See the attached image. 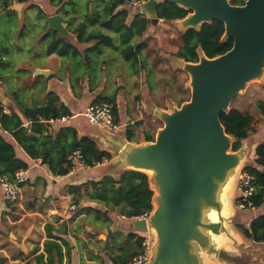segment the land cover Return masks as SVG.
Listing matches in <instances>:
<instances>
[{
    "label": "water",
    "instance_id": "1",
    "mask_svg": "<svg viewBox=\"0 0 264 264\" xmlns=\"http://www.w3.org/2000/svg\"><path fill=\"white\" fill-rule=\"evenodd\" d=\"M166 1L188 10L171 21L179 32L216 20L223 23L221 40L232 39L231 48L207 57L197 47L195 62L171 56L174 66L188 74L190 95L168 109L148 104V112L162 122L152 140L129 141L124 129L107 131L86 119L102 130L84 136L111 154L103 172L136 170L148 178L153 192L149 216L130 223L134 232L151 236L146 264H241L243 256L260 263L262 249L236 227L237 181L251 163L254 139L249 136L232 150L235 139L226 133L219 114L229 112L231 101L250 82L264 78V0H146L137 10L154 24L158 5ZM47 22L68 34L58 14L48 16ZM36 74L47 77L50 72ZM3 92L0 87L2 102ZM209 208L216 211L215 222L204 220Z\"/></svg>",
    "mask_w": 264,
    "mask_h": 264
},
{
    "label": "trees",
    "instance_id": "2",
    "mask_svg": "<svg viewBox=\"0 0 264 264\" xmlns=\"http://www.w3.org/2000/svg\"><path fill=\"white\" fill-rule=\"evenodd\" d=\"M124 1L48 0L51 14L60 15L68 35H62L49 28L45 20L42 27L44 34L41 37L45 45V54L80 59L82 63L88 64L92 55H100L103 47H109L119 51L122 58L129 62L134 73L140 70H144L146 74L152 72L146 69L147 62L141 56L147 47L143 37L148 27L152 25L151 19L137 12L139 11L137 9L132 12L130 8L124 7ZM243 1L230 0V3L242 4ZM13 2L23 3L26 8L35 6L32 0H0V10H7L6 8ZM38 9L39 13L44 14L41 8ZM156 13L158 19L170 23L174 19L183 18L188 10L166 1L158 5ZM46 15L44 14L45 17ZM223 31V23L216 20L203 23L197 30L189 28L184 32L177 31L180 45L170 55L195 62L198 59L197 47H200L207 57L222 54L232 46V39L221 40ZM79 44L88 46L80 50ZM2 52L7 54L8 49L3 48ZM34 79L42 81L41 90L46 92L43 103L28 104L16 91H11L9 96L12 104L5 105L0 100V177L13 180L16 170L30 167V160H40L53 175H66L71 165L69 157L75 151L80 153L84 163L89 164L104 158L109 160L111 154L101 150L89 137L79 134L74 124L50 123V119L70 114L71 111L58 103L59 96L56 93L46 91L47 79L40 75ZM185 100L187 99L178 101V104ZM100 101L112 104L114 119L117 121L115 95L107 97L99 95L91 103ZM257 106L259 113L262 114L264 102L258 101ZM219 118L226 133L235 139L232 150L238 149L241 140L258 134L264 126V120L260 115L241 110L233 106L232 101L229 112H220ZM133 127L143 132L145 140L153 139V136L142 129V121L138 120L125 125L127 140L136 141ZM259 138L254 146L251 163L243 168L253 176L255 192L250 199L259 211L249 221L248 226L242 222L236 224L243 236L257 243L264 242V137L260 135ZM89 184L92 190L87 197L100 201L107 210L118 208L120 214L129 216L151 209L153 192L149 188L147 176L140 171L124 170L115 175H104L100 180ZM82 186H70L69 191L77 196ZM133 237V233L125 237L120 236L126 240V245L122 244L119 247L123 256H132L138 252L143 237L138 236L130 246L127 242ZM44 251L47 254L45 261L42 254L35 257L38 264L61 263L62 247L59 243L46 239ZM112 259L119 263L126 261Z\"/></svg>",
    "mask_w": 264,
    "mask_h": 264
},
{
    "label": "crops",
    "instance_id": "3",
    "mask_svg": "<svg viewBox=\"0 0 264 264\" xmlns=\"http://www.w3.org/2000/svg\"><path fill=\"white\" fill-rule=\"evenodd\" d=\"M32 3L35 5L33 8H26L23 3L13 2L12 5L6 8L7 10H0V87L4 91L3 103L5 105L12 104L9 97L11 92L7 93L5 91L6 88L3 87L5 79L4 70L2 71V69H5L12 76L16 74L13 77L16 80L18 79L20 84L26 85L28 91V93H25L27 95L26 103L35 105L43 103L46 94V92L41 90L42 81L34 79L38 75L43 76L36 74V70L48 71L50 74L47 77L43 76L47 79L45 83L46 91L56 93L59 96L58 103L65 105L71 112L83 109L99 95L105 97L115 95L117 122L128 125L141 120L142 129L153 136L149 128H143L145 122L140 110L143 104L141 102V95H139L145 96L143 93L135 90L129 93L128 98H121V90H113L111 86L107 88L106 94H100L98 90L93 92L88 91L87 85L84 84H82L79 90L66 77L58 73L62 68V58L57 54L46 55L44 51L45 45L41 40L44 34V30L42 29L43 24L45 20L47 21L48 16L53 15L49 10L48 0H32ZM38 8H41L43 13L48 16L46 15L45 17L44 14L39 13ZM4 18L15 19L12 31H16L20 37L24 34L21 28L24 29L25 25L29 26L28 35L31 37L32 47L27 52L31 58L30 62H23L20 59L16 60L17 51L21 50V48L17 47L11 50L12 44L9 38L11 33L9 28H6L4 24ZM62 25L65 27L64 23ZM78 46L82 50L88 45L79 44ZM3 48L8 49L7 54L2 52ZM3 66L5 68H2ZM142 78H144V86L140 84V79ZM76 79L79 78L77 77ZM136 79L137 77L134 74H130V77H128L127 82L130 89L136 88V85H134ZM138 80L139 87L137 89H144L147 85V80L142 70L138 73ZM121 87L124 86L122 85ZM137 95L140 96V100ZM128 100L138 104L137 111L129 112L128 114V110L126 109V101ZM239 103H242L239 105H243V102ZM155 105L158 106L157 104ZM158 107L163 108V106ZM239 109L243 110L244 108ZM134 113L136 114L132 117ZM258 115L262 117V114L259 113ZM69 122L76 126L78 133L81 135H93L102 130L90 126L82 116H78ZM158 127L156 126V129ZM134 131L136 140L143 137V132L139 130L137 134V130L134 129ZM260 135L264 137V126L262 130H259L258 134L251 135L254 139L252 148L248 153V159L251 161L253 159L254 146L258 139H260ZM30 161L32 176L29 182L20 186L18 200L13 203H5L0 191V264H38L35 257L41 254L43 255L42 259L45 261L47 254L44 251V241L46 239L54 240L61 245L62 261L60 264H118L119 262H114L112 258H115L117 261H127L131 257L126 255L124 257L119 249L122 244L126 245V240L124 238L121 239L120 236L125 237L127 234L133 233L134 237L127 242L131 246L136 238L141 235L130 228L131 222L123 220L121 218L122 214L117 210H107L103 204L97 202L98 200L85 199L77 201L79 196H88L91 193V189L86 187L88 183L98 181L104 175L114 174L106 171L99 172L98 169L102 164L96 168L88 170L78 169L71 174L67 173L66 175L56 176L48 170L46 165ZM77 185L83 186L79 194L74 196L69 191V187ZM87 186H90V184ZM72 204H76V209L89 207L91 211L88 216L81 211L74 216L73 214L76 209L70 213L68 212V207ZM97 210L100 213H104L103 217L105 219L99 225L91 221L89 222L87 219L88 217L90 220L93 219L92 221L98 218L103 220V217ZM239 215V222L245 223V226H248L249 221L255 217L241 211H239ZM102 229L105 232L103 234ZM246 243L250 242L246 241ZM255 244L264 253V242ZM260 261V263H256L254 257L248 256H243L240 259L241 264H264V255L261 256Z\"/></svg>",
    "mask_w": 264,
    "mask_h": 264
},
{
    "label": "rangeland",
    "instance_id": "4",
    "mask_svg": "<svg viewBox=\"0 0 264 264\" xmlns=\"http://www.w3.org/2000/svg\"><path fill=\"white\" fill-rule=\"evenodd\" d=\"M131 11H136V9L133 8ZM137 12L143 13L140 11ZM3 20L6 28H9L11 33L9 36L12 44L11 50H14L17 47L21 48V50L17 51L15 56L16 60L20 59L23 62H30L31 58L27 52V50L32 47L31 37L28 35V31L30 30L29 26L25 25L24 29L21 28V31L24 32V34L20 37L17 35L16 31H12L15 19L4 18ZM177 31L178 29L173 23L159 21L150 25L148 27V32L144 34L145 38H143L147 42V47L142 51L141 56L147 62L146 69L152 71L146 74V72L142 70L147 80V85L144 89H137L139 87L138 73L141 70L134 73L129 62L122 58L119 51L109 47H103L100 55H92L91 61L88 64L82 63L80 59L69 57L62 58V68L58 73L66 77L67 80L74 86H77L79 90L81 89L82 84H84L87 85V87H90L88 91L93 92L98 90L100 94H106L107 88H110L111 86L113 90H121V98H128L129 93H132L135 90L143 93L145 96L139 94L141 95V102L143 104V106L140 105L142 106L140 110L145 122L143 128H149L154 136L156 126H161L162 122L148 112V104L154 102L158 106H163L165 109H168L169 105H176L178 101L188 99L190 95V89L188 87V74L180 69H177L171 60L172 58L170 53L175 51L180 45V41L177 38ZM2 68H5V66ZM2 71L5 79L4 83L6 85L5 91H7V93L16 91L20 95V98L22 97V100L27 102V95L25 93H28V91L26 85L20 84L18 79L16 80L14 78L16 74H13V77L7 73L5 69H2ZM130 74H134L137 77L134 81L136 88L130 89L128 87L127 79L130 77ZM57 76L59 78L58 74ZM77 77L79 79H76ZM140 80V84L144 86V78ZM122 85L124 87H121ZM139 95L137 96L140 100ZM134 101H136V99H134ZM134 101H126L128 114L129 112L131 113L133 111H137L138 104ZM258 101L264 102V78L261 81L250 82L246 91L238 94L232 100V105L244 108V111L257 115L259 114L257 106ZM239 102H243V105H239L242 104ZM135 114L136 113H134L132 117H134ZM123 128H125V126ZM133 129L137 130L138 134L139 129L137 127H133ZM103 169L104 167L102 166L98 169V171L103 172ZM87 185L86 187L91 189V186ZM85 199L89 200L90 198H87V196H79L77 201L79 202ZM97 202L101 203L100 201ZM115 210L118 211V208H115ZM80 211L88 216L91 209L89 207H82L81 209L77 208L73 215L76 216ZM100 215L103 217L104 213L101 212ZM87 219L89 222H94L96 225L105 221L104 217L103 220L98 218L92 221L93 219L90 220L88 217ZM103 233H105L104 229H102V234Z\"/></svg>",
    "mask_w": 264,
    "mask_h": 264
},
{
    "label": "built area",
    "instance_id": "5",
    "mask_svg": "<svg viewBox=\"0 0 264 264\" xmlns=\"http://www.w3.org/2000/svg\"><path fill=\"white\" fill-rule=\"evenodd\" d=\"M146 0H125L123 6L130 9H139L140 5ZM145 15L149 17L146 13ZM163 21V19H158ZM1 84V82H0ZM4 88L5 85H3ZM82 116L90 124L97 125L100 128H103L107 131L115 132L120 129H124L125 124H120L114 119L113 106L107 101H100L95 103H90L86 105L83 109L78 111H72L70 114L61 115L58 118L50 119V123H67L72 119ZM262 118L264 120V108L262 112ZM71 165L68 170V174L74 173L78 169H92L99 167L100 165L107 162V159H102L101 161H92L91 163H84L81 155L78 151L73 152L70 155ZM33 163H40V160H32ZM31 169L22 168L18 169L13 174V180H9L6 177H0V188L1 196L5 203H13L18 200L20 195V186L26 184L31 179ZM255 192V185L253 183V176L245 171L241 170L239 178L237 181V193L235 198V206L238 211L249 213L253 216H256L258 213V207L254 205L251 196ZM76 209V204H72L68 207V212H72ZM149 216V210H143L138 214L132 215H121L123 220L133 222L139 220H146ZM143 237L139 251L132 255L124 263L118 264H146L148 256L150 253V243L151 236L149 234H141Z\"/></svg>",
    "mask_w": 264,
    "mask_h": 264
},
{
    "label": "clouds",
    "instance_id": "6",
    "mask_svg": "<svg viewBox=\"0 0 264 264\" xmlns=\"http://www.w3.org/2000/svg\"><path fill=\"white\" fill-rule=\"evenodd\" d=\"M204 220L205 221H211V222H215L217 220V216H216V211L214 209H207L204 213Z\"/></svg>",
    "mask_w": 264,
    "mask_h": 264
},
{
    "label": "bare ground",
    "instance_id": "7",
    "mask_svg": "<svg viewBox=\"0 0 264 264\" xmlns=\"http://www.w3.org/2000/svg\"><path fill=\"white\" fill-rule=\"evenodd\" d=\"M65 114V113H64ZM59 116V115H58Z\"/></svg>",
    "mask_w": 264,
    "mask_h": 264
}]
</instances>
